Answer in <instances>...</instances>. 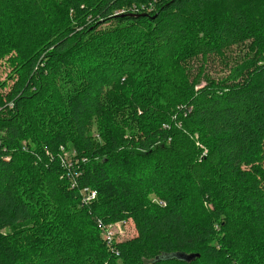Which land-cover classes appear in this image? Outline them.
Listing matches in <instances>:
<instances>
[{"label":"trees","instance_id":"trees-1","mask_svg":"<svg viewBox=\"0 0 264 264\" xmlns=\"http://www.w3.org/2000/svg\"><path fill=\"white\" fill-rule=\"evenodd\" d=\"M7 57L0 264H264V0H0Z\"/></svg>","mask_w":264,"mask_h":264},{"label":"rangeland","instance_id":"rangeland-1","mask_svg":"<svg viewBox=\"0 0 264 264\" xmlns=\"http://www.w3.org/2000/svg\"><path fill=\"white\" fill-rule=\"evenodd\" d=\"M198 64H199V62H198ZM210 69L214 75L215 74H217V75L222 74L223 75L224 74L223 70H225L226 67L224 68V66L222 65V63L220 61H216L215 64L210 67ZM11 70L12 69H11V66L9 65L8 57L0 60V79L1 80L9 79L10 82H12L13 79H10ZM208 71H209V64H208ZM91 132H94V134L97 135V137H99L96 125L93 127V130ZM64 155H65V157L69 158L74 163V165L79 166V162H80L79 159L74 158V160H73L71 157H69V156H72V157L75 156V153L73 151H66L64 153ZM65 157H64V159L66 160ZM72 162L70 163V166H73ZM116 232L118 233L116 235V238H118V240H120V241H125L126 239L133 238L134 236L137 235V230L135 228V224H134L133 220H131V219H129V220L127 219V223L125 225L116 226Z\"/></svg>","mask_w":264,"mask_h":264},{"label":"built area","instance_id":"built-area-1","mask_svg":"<svg viewBox=\"0 0 264 264\" xmlns=\"http://www.w3.org/2000/svg\"><path fill=\"white\" fill-rule=\"evenodd\" d=\"M96 196L95 192H89L87 193V195L85 196V201H90L92 199H94ZM101 225L102 223L99 222ZM127 223V220L124 221H120V222H116L110 225H102V229H103V235L105 240L107 241L108 244H112L114 242V240H117L118 238H116V235L118 234L116 232V226L118 225H125Z\"/></svg>","mask_w":264,"mask_h":264}]
</instances>
